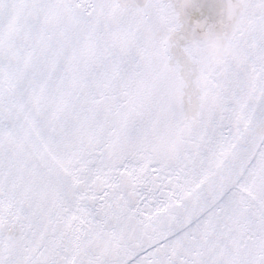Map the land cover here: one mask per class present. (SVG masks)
Instances as JSON below:
<instances>
[{"label":"snow or ice","instance_id":"1","mask_svg":"<svg viewBox=\"0 0 264 264\" xmlns=\"http://www.w3.org/2000/svg\"><path fill=\"white\" fill-rule=\"evenodd\" d=\"M0 264H264V0H0Z\"/></svg>","mask_w":264,"mask_h":264}]
</instances>
